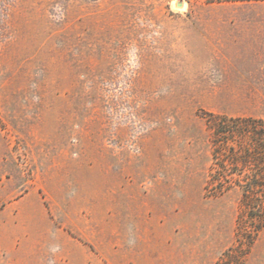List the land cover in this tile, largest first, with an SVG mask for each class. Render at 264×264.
Instances as JSON below:
<instances>
[{"label": "rangeland", "instance_id": "374dc122", "mask_svg": "<svg viewBox=\"0 0 264 264\" xmlns=\"http://www.w3.org/2000/svg\"><path fill=\"white\" fill-rule=\"evenodd\" d=\"M215 115L264 124V0H0V264L121 226L108 264H264L253 172L211 184Z\"/></svg>", "mask_w": 264, "mask_h": 264}, {"label": "trees", "instance_id": "16d2710c", "mask_svg": "<svg viewBox=\"0 0 264 264\" xmlns=\"http://www.w3.org/2000/svg\"><path fill=\"white\" fill-rule=\"evenodd\" d=\"M214 118L208 121V125L212 131L213 137V160L214 171L210 176L211 184L218 188L217 193H222L227 190L232 182L228 180V175L225 176L219 171H229L234 174L238 171L253 172L252 176L246 184H237L243 187V197L248 198L254 194H264V168L251 166V162L255 159H260L264 155V124L261 120L252 118L227 117L224 115H215ZM262 127V128H261ZM260 131V133L258 132ZM263 135L260 149H246L243 146L241 139L244 137L255 141L256 135ZM231 143L235 145L231 146ZM258 141L254 142L256 145ZM229 154L223 153V151ZM222 156V157H221ZM259 157V158H257ZM256 229H260L258 225Z\"/></svg>", "mask_w": 264, "mask_h": 264}, {"label": "crops", "instance_id": "0c3cea01", "mask_svg": "<svg viewBox=\"0 0 264 264\" xmlns=\"http://www.w3.org/2000/svg\"><path fill=\"white\" fill-rule=\"evenodd\" d=\"M114 207V205H113ZM118 204L115 203V208H116V218L120 217L118 215H121V213L119 214L118 211H120L121 209L118 207ZM105 214H107V211L105 212ZM106 223V222H105ZM52 227L46 231H40V240L44 241V242H49L50 240L55 242L56 240H59V237L61 236L63 239L62 244L60 245V251L54 253V255H58V256H65L67 257V259H69L70 262H72L73 264H108V262H110L109 258H115L113 256L112 253L109 254V252L106 251L108 244L110 246H113L115 248V252L116 254H118V250L123 247V243L125 242V239H127V237L124 235V227H118V230L115 231V236H112L109 234H103V232L101 231L99 239H94L92 236L91 238H88L87 240L91 241L93 244L98 245L99 249L98 251H94L90 248L87 247V245L85 244V247L82 246V252L81 253H75L72 245L77 244V242H75V238H73V236H70L68 233H66L64 230H61V228L58 229H54V231L51 230ZM88 231L84 230V234H86ZM56 239V240H55ZM21 247V246H20ZM17 247L13 246V248H11V251H16ZM34 251V250H33ZM31 253H32V249H31ZM117 256V255H115ZM25 264V263H23Z\"/></svg>", "mask_w": 264, "mask_h": 264}]
</instances>
